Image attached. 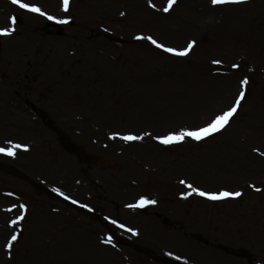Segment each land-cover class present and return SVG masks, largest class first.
<instances>
[{
  "label": "rangeland",
  "instance_id": "obj_1",
  "mask_svg": "<svg viewBox=\"0 0 264 264\" xmlns=\"http://www.w3.org/2000/svg\"><path fill=\"white\" fill-rule=\"evenodd\" d=\"M21 2L45 15L0 0V264H264V0ZM242 92L219 133L156 139Z\"/></svg>",
  "mask_w": 264,
  "mask_h": 264
},
{
  "label": "snow or ice",
  "instance_id": "obj_2",
  "mask_svg": "<svg viewBox=\"0 0 264 264\" xmlns=\"http://www.w3.org/2000/svg\"><path fill=\"white\" fill-rule=\"evenodd\" d=\"M13 3L18 4L19 7L26 9L28 11L39 13L40 15H45L44 12L41 11L39 7H36L34 5H30L29 3L21 2V0H12ZM213 5H223V4H233V3H241L243 0H211ZM149 3H151V0H149ZM176 3V0H168L167 7L163 9L164 12H168L171 10L173 5ZM152 7H155V5H152ZM69 8V0H64V11H68ZM121 15L123 16L124 13L122 12ZM49 20L55 19L53 16L47 17ZM13 24L15 23V18H12ZM61 23H66L67 21H59ZM14 31V29H13ZM11 33L8 31V29H0V35H10ZM137 39H147L150 41L151 44L155 45L157 48L162 49L165 52L172 53L177 56H187L189 52L192 50V48L195 45V41H191L188 43L187 47L184 50H177L175 48L167 47L166 45L162 43H158L157 40L153 39L151 36L143 37L138 36ZM214 63H219V61H214ZM243 84L247 85L248 80L245 78L242 81ZM244 99V93L242 92L239 96V98L235 101L234 105L230 107L227 111L221 113L220 115L215 116L214 119H212L209 123H207L205 126L194 129V130H187L182 129L179 132H172L165 136L156 137V139L159 141V143L164 145H170L173 143H182L185 141L186 138H190L195 141H200L203 139H206L207 137L214 135L217 132L222 131L231 121V119L234 117V115L237 113L238 108L240 107L241 101ZM144 135H150L149 133H145ZM113 139L116 138L115 135L112 137ZM144 136H137V135H124L121 137V139L125 141H136V140H142ZM15 147L19 148L20 145H16ZM0 152H5V154L14 156L15 152L11 150H5L0 148ZM181 183H184V181H181ZM189 188L192 189L193 192L200 196H205L208 199L211 200H220L227 197H239L242 195L241 192H220L218 194L216 193H208L205 191H202L198 188H194L191 184L188 185ZM259 191L260 189H256ZM58 191V190H57ZM156 201L154 200H147L144 198H141L139 206L143 207L145 204H154ZM130 208L137 207L135 204L128 205ZM23 219V217H21ZM15 223V222H14ZM115 223V221H113ZM123 227V225H121ZM18 237L16 235H13L11 237V242L7 244V248L11 250L13 246V242L17 241ZM108 243L111 242V238L107 241Z\"/></svg>",
  "mask_w": 264,
  "mask_h": 264
},
{
  "label": "water",
  "instance_id": "obj_3",
  "mask_svg": "<svg viewBox=\"0 0 264 264\" xmlns=\"http://www.w3.org/2000/svg\"><path fill=\"white\" fill-rule=\"evenodd\" d=\"M165 264H178V263L170 261V260H167V261H165Z\"/></svg>",
  "mask_w": 264,
  "mask_h": 264
},
{
  "label": "bare ground",
  "instance_id": "obj_4",
  "mask_svg": "<svg viewBox=\"0 0 264 264\" xmlns=\"http://www.w3.org/2000/svg\"><path fill=\"white\" fill-rule=\"evenodd\" d=\"M231 6H229V7H233V4H230Z\"/></svg>",
  "mask_w": 264,
  "mask_h": 264
}]
</instances>
